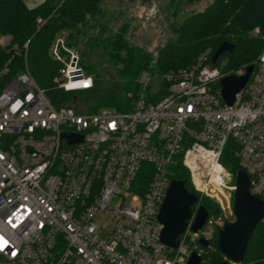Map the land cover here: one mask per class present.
Listing matches in <instances>:
<instances>
[{"label":"built area","instance_id":"built-area-1","mask_svg":"<svg viewBox=\"0 0 264 264\" xmlns=\"http://www.w3.org/2000/svg\"><path fill=\"white\" fill-rule=\"evenodd\" d=\"M52 55L63 62L60 89L93 87L63 38ZM211 58L207 50L192 66L167 72L168 94L155 102L142 95L128 111L56 106L27 66L8 79L0 88V264H187L194 252L204 264L232 211L237 174L222 162L230 142L251 193L264 199V50L233 104L215 86L225 75ZM150 80L141 75L145 86ZM63 132L83 140L62 146ZM179 161L199 201L173 248L160 239L159 212ZM201 197L222 213L207 210L195 231Z\"/></svg>","mask_w":264,"mask_h":264},{"label":"trees","instance_id":"trees-1","mask_svg":"<svg viewBox=\"0 0 264 264\" xmlns=\"http://www.w3.org/2000/svg\"><path fill=\"white\" fill-rule=\"evenodd\" d=\"M105 1L44 0L30 7L25 0H0V37L11 35L8 45L0 44V75L8 70L0 76V88L27 65L56 106L71 105L89 112L105 107L128 111L142 95L152 102L165 97L169 83L164 74L192 66L207 50L213 56L225 41L234 44V49L215 65L225 76L239 74L250 65L256 68L264 50V0H211L203 8H190L182 19L180 11L203 0H170L169 8L176 2L181 8L170 12L174 20L168 25L166 42L157 48L155 63L153 51L131 41L129 22L117 29L111 26L113 16ZM37 17L44 20L42 25ZM57 38H63L65 45L79 55L81 65L93 76L92 88L72 93L58 87L63 62L53 57L51 49ZM224 58L226 63L220 66ZM144 72L151 75L146 86L140 82ZM215 86L219 88L220 81ZM78 97L80 102H76ZM234 149L230 142L222 162L235 176L241 166ZM173 170L171 179L185 180L187 188L195 192L188 168L179 161ZM200 202L210 213H222L211 198L201 197ZM224 260L218 243L203 257L204 264H221ZM240 264H264V220L255 229Z\"/></svg>","mask_w":264,"mask_h":264},{"label":"water","instance_id":"water-1","mask_svg":"<svg viewBox=\"0 0 264 264\" xmlns=\"http://www.w3.org/2000/svg\"><path fill=\"white\" fill-rule=\"evenodd\" d=\"M234 44L225 41L215 51L211 58V66H215L220 57L230 53ZM255 66H248L241 74L224 76L220 80L221 95L227 104L236 101L237 94L246 86ZM83 140V136L75 133H62V146H68ZM251 180L249 174L240 169L236 176L232 211L227 212V219L218 235V245L224 254L225 260L221 264L241 263L248 250L249 243L258 224L264 220V199L250 191ZM199 201V196L191 192L185 180H171L167 194L162 203L159 220L164 225L160 239L167 246L176 248L179 245L181 234L188 226L192 217V206ZM208 211L200 206L197 217L192 225L193 230H198L207 219ZM206 245L208 242L202 240ZM201 256L194 252L187 264H200Z\"/></svg>","mask_w":264,"mask_h":264},{"label":"rangeland","instance_id":"rangeland-1","mask_svg":"<svg viewBox=\"0 0 264 264\" xmlns=\"http://www.w3.org/2000/svg\"><path fill=\"white\" fill-rule=\"evenodd\" d=\"M27 5L33 7L44 0H25ZM170 0H106L105 6L113 19L110 24L114 29H117L125 22L130 24V38L131 41L139 47L154 52V59L152 63H155L157 56V48L163 45L167 40L168 25L174 20V17L170 13L181 6L177 5V2L168 7ZM211 0H203L202 2L188 7L180 11L182 19L186 15L187 10L190 8L200 9L208 4ZM157 4V10L151 12L149 9L153 4ZM52 49V48H51ZM226 63L224 58L220 64L223 66ZM27 66V65H26ZM245 70H240L239 73H243ZM79 92V91H78ZM77 93V92H75ZM81 97H78L76 102H80ZM79 105V103H76ZM83 109V108H82ZM234 201V200H233ZM232 201V202H233ZM118 203L117 197L112 200L111 205L114 206ZM127 204H130V199H127ZM224 205L228 207L229 203L224 201ZM228 213L231 210L228 208ZM102 221V220H101ZM104 222V221H102Z\"/></svg>","mask_w":264,"mask_h":264}]
</instances>
